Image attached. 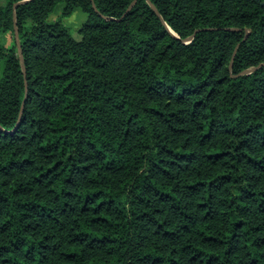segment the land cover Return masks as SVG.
<instances>
[{
  "label": "trees",
  "instance_id": "16d2710c",
  "mask_svg": "<svg viewBox=\"0 0 264 264\" xmlns=\"http://www.w3.org/2000/svg\"><path fill=\"white\" fill-rule=\"evenodd\" d=\"M2 1L0 264H264V0Z\"/></svg>",
  "mask_w": 264,
  "mask_h": 264
},
{
  "label": "rangeland",
  "instance_id": "374dc122",
  "mask_svg": "<svg viewBox=\"0 0 264 264\" xmlns=\"http://www.w3.org/2000/svg\"><path fill=\"white\" fill-rule=\"evenodd\" d=\"M3 4V1L0 0V5ZM64 4H58L54 11L48 16L49 22H56L61 20L62 23L67 25L72 33V36L77 39L81 40V35L79 34V30L88 22L89 16L86 14L81 8H78L74 11V13L69 17H63V9ZM16 35L12 33H6L2 35L1 42L6 47H11L13 45L14 39ZM0 78H1V71H0Z\"/></svg>",
  "mask_w": 264,
  "mask_h": 264
},
{
  "label": "water",
  "instance_id": "95a60500",
  "mask_svg": "<svg viewBox=\"0 0 264 264\" xmlns=\"http://www.w3.org/2000/svg\"><path fill=\"white\" fill-rule=\"evenodd\" d=\"M30 1H31V0H23V1L19 2V3H17V4L15 5L14 8L16 9L17 6H19V5H23V4H26V3L30 2ZM136 1H137V0H134V1L130 4V6L128 7V9H127L126 13L124 14V16H125V15H126V14H127V13H128L133 7H134V5L136 4ZM147 2H148V4L151 6V8L156 12V14L161 18V20L163 21L161 15L159 14V12H158V10L156 9L155 5H154L150 0H147ZM94 8H95V6H94ZM95 9H96V8H95ZM105 19H106V20H115V19H112V18H106V17H105ZM14 20H15V23H17L16 14L14 15ZM163 23H164V25L166 26V23H165L164 21H163ZM168 29H169V31L174 35V33L170 30V28H168ZM15 31H16L15 33H16V39H17L18 47L20 48L19 38H18V37H19V36H18V28H17V27L15 28ZM247 37H248V33H247V35H246V37H245L244 40H246ZM193 38H194V35H192L190 38H188L187 40H185L184 43L190 42ZM237 49H238V47L236 48V50H235V52H234V55H233V58H232V62H231V66H230V68H232V63H233L234 57H235V55H236ZM19 54H20V58H21L22 68H23V71H24V73H25L24 59H23V56H22V52H21V50H20ZM257 68H258V67L249 68V69L243 71V72L241 73V75H249V74L253 73L254 71H256ZM24 103H25V101H24Z\"/></svg>",
  "mask_w": 264,
  "mask_h": 264
}]
</instances>
